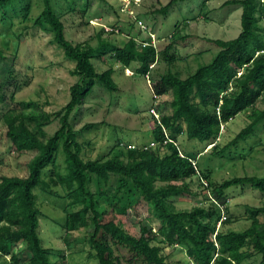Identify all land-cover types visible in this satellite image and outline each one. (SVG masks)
<instances>
[{
    "label": "trees",
    "instance_id": "16d2710c",
    "mask_svg": "<svg viewBox=\"0 0 264 264\" xmlns=\"http://www.w3.org/2000/svg\"><path fill=\"white\" fill-rule=\"evenodd\" d=\"M184 1L170 0L158 13L166 15L173 5ZM27 2L0 0L3 20L9 17V11H22L25 17ZM52 3L42 0L43 9L33 27L51 34L50 42L74 64L70 73L77 81L68 89L67 103L56 113L23 115L22 111L43 110L40 102L32 100L20 101L16 104L19 109L7 107L0 113L14 151L35 153L27 164L26 177L0 178V260L6 259L7 264H53L50 258L54 251L45 248L38 235L41 213L35 190L46 193L54 186L63 191L61 198L66 200V233L91 228L87 242L96 264H247L253 257H259L258 264H264V206L247 207L250 224L245 230H220V226L231 222L226 190L250 187L264 194V177H234L213 185L197 167L200 153L190 154L177 144V138L185 136L189 141L204 143V150L211 146L212 153L222 154L255 136L264 124V109L255 107L264 95V26H259L264 22V0L225 2L224 6L241 8L238 36L228 41L208 39L219 49L217 54L185 79L168 70L152 83L154 99L171 95V113L153 118V146L149 143L129 148L130 145L117 141L114 150L119 154L98 160L81 158L82 146L70 121L73 114L81 112L96 84L110 93L117 91L113 70L97 73L91 61L110 52L124 69L137 62L135 71L147 77L150 67L157 62L158 52L149 40L137 45L134 38L111 50L100 35L97 48L87 43L73 44L66 39L64 24ZM172 48L170 42L160 51L169 66L176 62L169 54ZM2 59L4 54L0 50ZM8 78L13 82L16 76L10 73ZM14 97L12 93L10 100L14 101ZM6 103L0 85V107ZM243 112H249V123L218 149L220 128ZM52 120L60 126L46 138L44 127ZM59 151L64 156L65 173L58 169ZM47 170L50 175L46 178ZM194 179L199 188L208 192L210 204L176 210L175 198L197 196L191 189ZM140 202L150 208L152 219L158 223L157 230L147 219L139 235L134 236L122 225L104 221L109 211L124 214ZM167 247L183 248L186 261H170L164 254Z\"/></svg>",
    "mask_w": 264,
    "mask_h": 264
},
{
    "label": "rangeland",
    "instance_id": "374dc122",
    "mask_svg": "<svg viewBox=\"0 0 264 264\" xmlns=\"http://www.w3.org/2000/svg\"><path fill=\"white\" fill-rule=\"evenodd\" d=\"M52 1L56 14L64 24L65 37L73 44L87 43L97 48L100 35L111 50L134 38L137 45L149 40L158 52L157 62L150 67L147 77L135 71L139 66L137 62L124 69L110 52L91 61L97 73L113 70L112 78L117 91L110 93L96 84L81 112L71 116L72 128L82 146L80 156L83 160L118 155L119 152L114 150L117 141L133 147L149 145L153 141V118L171 113V95L154 99L150 88L152 83L168 70L185 79L200 66L209 64L217 54L219 49L208 39L228 41L235 39L241 31V8L224 6L230 0H186L173 5L166 15L158 11L170 0ZM27 3L29 9L25 17L22 11L17 14L9 11V17L3 20L0 11V50L4 54V59L0 60V85L7 102L0 107V113L7 107L19 109L16 104L20 101L32 100L40 102L43 110L22 111L23 115L53 114L67 103L68 89L77 81L70 73L74 64L50 42L49 32L33 27L35 18L43 9L42 0H28ZM259 26L263 27L264 22L261 21ZM262 36L264 38V34ZM170 42L173 48L169 54L176 58L173 66H169L160 54ZM10 73L16 76L13 82L8 78ZM16 85L19 90H16ZM12 93H15L14 101L10 100ZM255 107L264 109V95ZM248 113L239 114L220 128L218 149L227 145L249 123ZM59 126L57 120L45 126L46 138L52 136ZM86 126L90 127L86 129ZM6 131L0 117V178L26 177L27 164L35 153L15 152ZM177 144L190 154L200 153L196 158L197 167L206 173L213 185L234 177H264V124L259 126L255 136L222 154L212 153L211 146L204 150V143L189 141L185 136H179ZM57 154L58 169L65 173L64 156L61 151ZM49 175L47 170L45 177ZM194 180L191 189L197 196L175 198L176 210H192L210 204L208 192L199 188ZM50 188L46 193L37 189L35 194L41 213L38 235L42 245L54 251L51 262L62 264L64 256L65 264H96L87 242L91 228L67 234L63 229L66 200L61 197L64 193L58 187ZM226 194L231 222L220 226V230L243 231L250 224L247 207H263L264 194L250 187H231ZM147 219L152 229L157 230L158 223L152 219L150 208L144 202L124 214L109 211L104 217V221L112 220L134 236L139 235L140 227L146 224ZM164 254L170 261L187 259L183 248L167 247ZM259 260V257H253L247 264H258ZM7 263L6 259L0 260V264Z\"/></svg>",
    "mask_w": 264,
    "mask_h": 264
},
{
    "label": "built area",
    "instance_id": "2783aa9c",
    "mask_svg": "<svg viewBox=\"0 0 264 264\" xmlns=\"http://www.w3.org/2000/svg\"><path fill=\"white\" fill-rule=\"evenodd\" d=\"M154 114V113H153ZM157 119V118H156ZM149 146H153V144L152 143H150V145ZM129 148H133V146H128Z\"/></svg>",
    "mask_w": 264,
    "mask_h": 264
}]
</instances>
